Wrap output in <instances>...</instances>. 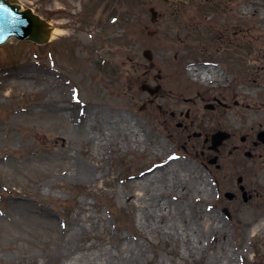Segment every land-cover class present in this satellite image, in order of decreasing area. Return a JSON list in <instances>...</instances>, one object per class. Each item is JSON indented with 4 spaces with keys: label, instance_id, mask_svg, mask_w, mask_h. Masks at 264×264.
Segmentation results:
<instances>
[{
    "label": "rangeland",
    "instance_id": "obj_1",
    "mask_svg": "<svg viewBox=\"0 0 264 264\" xmlns=\"http://www.w3.org/2000/svg\"><path fill=\"white\" fill-rule=\"evenodd\" d=\"M39 4L47 22L71 25L46 44L12 37L0 45V264H264V121H234L244 110L236 91L250 89L264 103V0ZM52 4L63 8L45 14ZM201 67L221 68L225 78H195ZM12 72L38 79L12 91L2 87ZM145 82L162 91L150 95ZM60 96L72 113L66 121ZM216 98L223 103L208 108ZM181 110L193 113L194 132L232 137L218 153L210 140L188 139ZM176 158V188L167 176L151 198L128 184ZM205 180L206 192L198 188Z\"/></svg>",
    "mask_w": 264,
    "mask_h": 264
},
{
    "label": "bare ground",
    "instance_id": "obj_2",
    "mask_svg": "<svg viewBox=\"0 0 264 264\" xmlns=\"http://www.w3.org/2000/svg\"><path fill=\"white\" fill-rule=\"evenodd\" d=\"M12 3L15 4L14 1ZM16 4H17V6H19V8L21 10H25V9L29 8L35 14L38 13V8L41 7L39 4V0H31L30 2H29V0H27L26 3L23 2L22 0H19L18 2H16ZM28 4L30 6H27ZM62 8L63 7L60 6L59 4L58 5L52 4L50 6H45L43 9L46 12L45 14L53 16L58 11H60ZM255 14H256V11H255ZM40 16H42V15H40ZM262 18H264V10H262ZM69 25H71V22H69V21H58L57 22V21L51 20V21L47 22L46 28L52 29L53 33H52L51 37H53L54 34H59V33L63 34L64 32L62 31V28L67 27ZM260 68L263 69L264 66L261 65ZM8 75L12 77L11 78L12 82L11 83L9 81L2 82V83H4L2 87L6 86L7 88L12 89V91L15 89L16 86L20 85L19 83H21L22 82L21 80H23V79L25 80V83H24L25 85L28 82H30V83L36 82L38 79V77H34L33 74H30V73H28V75L20 76L21 80L17 79V72H12ZM192 75L194 77L197 76V77L201 78L202 81H210V80H214V79L223 80L225 78L226 73L221 68L216 69V68H212V67H208V68L201 67L200 69L193 68ZM251 79L257 84L256 88H259V85L257 83V79L254 77H251ZM245 85H247V84H245ZM246 88H248V87H246ZM256 88H254V89H256ZM0 93L4 94L3 92H0ZM236 94H237V96H239L237 98V106H238L237 109H239V106L243 104L244 110L235 116L234 121L240 122L241 124L245 123V125H248V124L252 125L255 122L262 123L264 121V103H262L256 99L254 91H251L250 89L248 91L245 89V90L236 91ZM55 103L57 104V110L63 116V118H62V116L59 115V118H61L60 119L61 121L64 119H68V118L72 117L71 116L72 115L71 110H69V107L67 106L66 102L62 100V96L55 97ZM98 116L99 115L95 112L93 114V116L90 118L91 119L92 118L97 119ZM64 121H66V120H64ZM89 124H91V123H89ZM120 127H121V129L124 130V135L126 137H127V135L134 136V134H135V137H136L135 139L137 140V134L135 132H133L134 130L132 131V129L128 123L121 121ZM180 163L181 162L179 161V159H174V160L170 161L169 164H166L162 167H159L152 172L145 173L143 176H140V174L133 175L131 180L128 182V184L130 185L131 188L143 190V192L139 193L138 196L143 197V196H146V194H149L151 198H154L157 190L159 189L158 185H154L155 182L165 180V178L167 176L168 177L170 176L169 182H172L173 188H176V185H178V184L175 181V179H179L180 177H178L179 176L178 172L172 166L174 164H180ZM207 181L208 180L200 182V184L198 185V188L205 191V192L209 191L210 188H209V184ZM162 192L166 193L169 191L164 190ZM135 194L136 193L133 192L130 195L136 197ZM170 211H171V209H169L167 212H162V213L166 215L167 213H170ZM209 227L210 228L215 227L214 223L209 222ZM172 228L177 230V227H175V226ZM187 241H189V240H187ZM130 257H133V256H130ZM122 262H123V257H122Z\"/></svg>",
    "mask_w": 264,
    "mask_h": 264
},
{
    "label": "water",
    "instance_id": "obj_3",
    "mask_svg": "<svg viewBox=\"0 0 264 264\" xmlns=\"http://www.w3.org/2000/svg\"><path fill=\"white\" fill-rule=\"evenodd\" d=\"M153 11V16L156 17V11ZM47 23L38 15L34 14L30 9L20 11L17 4H12L8 0H0V43L9 39L10 36L15 35L21 39H30L38 43L46 42L50 37V29L46 28ZM144 55L151 59L152 53L150 50H145ZM144 90L155 94L158 87H151L145 83L142 85ZM230 135L226 132L220 131L213 135L212 148L218 149V146ZM259 138L264 140V131L260 132ZM217 157L211 161L215 162ZM247 200L246 193L244 194Z\"/></svg>",
    "mask_w": 264,
    "mask_h": 264
},
{
    "label": "flooded vegetation",
    "instance_id": "obj_4",
    "mask_svg": "<svg viewBox=\"0 0 264 264\" xmlns=\"http://www.w3.org/2000/svg\"><path fill=\"white\" fill-rule=\"evenodd\" d=\"M149 72H150V70H148L147 73H149ZM187 99L189 101H191L189 98H187ZM193 102L194 103L191 104L189 107H192L194 104L197 103V102H195V100H193ZM221 104H222V102H219L218 101V98H216L215 101L213 103H211V105H212V108L211 109H215L218 105H221ZM172 116L176 117L177 116V113L175 111H172ZM192 117H193V113L190 110H187L186 112H184L183 110H181L179 112V118L180 119L177 121L178 122V127L180 128V130H182V133H184V136H186L188 139H191L192 137L197 138V139L203 138L205 142H208V140L210 139L209 133H207L204 130H199L198 132H194V130H191V127L193 125L191 123ZM192 132H194V133L191 134ZM235 147L236 148H240L239 145H236ZM252 192H249L252 195V198L251 199L254 198V195H253ZM261 196H262V204L264 205V189L262 190Z\"/></svg>",
    "mask_w": 264,
    "mask_h": 264
}]
</instances>
